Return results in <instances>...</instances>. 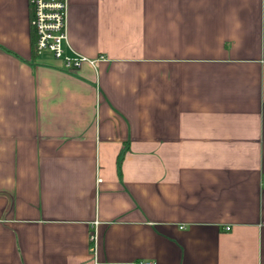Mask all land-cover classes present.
Returning a JSON list of instances; mask_svg holds the SVG:
<instances>
[{
  "label": "crops",
  "instance_id": "0c3cea01",
  "mask_svg": "<svg viewBox=\"0 0 264 264\" xmlns=\"http://www.w3.org/2000/svg\"><path fill=\"white\" fill-rule=\"evenodd\" d=\"M67 30L103 59L35 57L0 0V264H264V0H69Z\"/></svg>",
  "mask_w": 264,
  "mask_h": 264
},
{
  "label": "built area",
  "instance_id": "2783aa9c",
  "mask_svg": "<svg viewBox=\"0 0 264 264\" xmlns=\"http://www.w3.org/2000/svg\"><path fill=\"white\" fill-rule=\"evenodd\" d=\"M68 7L69 0H30L31 26L36 35V50L39 54H51L68 70L79 69L86 61L96 65L99 59H103V56L89 59L78 53L69 54L66 52ZM95 239L96 236L91 234L92 252L95 250ZM141 264L154 263L144 261Z\"/></svg>",
  "mask_w": 264,
  "mask_h": 264
},
{
  "label": "trees",
  "instance_id": "16d2710c",
  "mask_svg": "<svg viewBox=\"0 0 264 264\" xmlns=\"http://www.w3.org/2000/svg\"><path fill=\"white\" fill-rule=\"evenodd\" d=\"M32 47H33V53L35 57L39 56V53L36 50V35L35 32L32 29Z\"/></svg>",
  "mask_w": 264,
  "mask_h": 264
},
{
  "label": "rangeland",
  "instance_id": "374dc122",
  "mask_svg": "<svg viewBox=\"0 0 264 264\" xmlns=\"http://www.w3.org/2000/svg\"><path fill=\"white\" fill-rule=\"evenodd\" d=\"M46 54H48V53H40V55H46Z\"/></svg>",
  "mask_w": 264,
  "mask_h": 264
}]
</instances>
